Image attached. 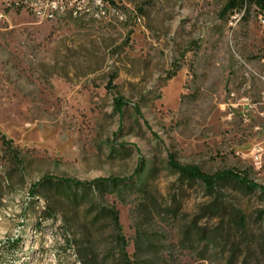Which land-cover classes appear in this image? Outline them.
Masks as SVG:
<instances>
[{
  "label": "rangeland",
  "instance_id": "374dc122",
  "mask_svg": "<svg viewBox=\"0 0 264 264\" xmlns=\"http://www.w3.org/2000/svg\"><path fill=\"white\" fill-rule=\"evenodd\" d=\"M231 1L104 0L100 19L65 22L0 6V264H116L102 209L131 264H264L262 192L210 196L170 169L264 188V12L225 14ZM141 164L147 193L63 183L132 180Z\"/></svg>",
  "mask_w": 264,
  "mask_h": 264
},
{
  "label": "trees",
  "instance_id": "16d2710c",
  "mask_svg": "<svg viewBox=\"0 0 264 264\" xmlns=\"http://www.w3.org/2000/svg\"><path fill=\"white\" fill-rule=\"evenodd\" d=\"M255 4L261 8L262 11H264V0H232L228 3L226 6L224 13H234L236 11H239L244 8L245 4ZM119 109L122 110L123 106L119 104ZM4 143L8 145L10 142L6 140L5 137H3ZM170 169L179 175V181L184 184L193 185L196 183L202 184L205 189L207 190L208 194L210 196H215L219 192V188L224 183L227 182H234L237 183L250 192H254L257 190H260L262 192V195L264 197V188L251 182L249 179L243 177L241 174L234 172V171H228L223 173H218L215 175H207L204 174L200 168L198 167H184L176 164L173 159L170 161ZM152 170L147 165L140 166L137 175L132 178V180H99L97 182H94L92 184H83V183H75V182H69L64 181V184L76 186L77 188H83L84 191L87 193L93 194V196L102 198L108 193H112L113 191H118L120 194L125 192H132L134 187H138L141 191L144 193H147L149 178ZM39 190L36 188L34 190V193H38ZM209 209V214L212 217H218L221 215L220 208L214 204ZM99 213H102L105 217H108L112 224L115 227L116 232V241L119 244V259L116 260V264H131L130 258L126 252V243L125 238L122 235V227L120 224V217L118 211L111 209V210H100ZM207 216V214L205 215ZM204 217V216H203ZM245 218L243 216H240L238 220H235V224L240 227V229L244 230L245 228ZM205 240H203L204 242ZM145 240L142 238V236L139 235V240L136 244V254L135 257H138L139 254L143 253L145 249ZM136 261V260H135ZM143 264H150V261L143 262ZM228 264H234L232 262H229Z\"/></svg>",
  "mask_w": 264,
  "mask_h": 264
},
{
  "label": "built area",
  "instance_id": "2783aa9c",
  "mask_svg": "<svg viewBox=\"0 0 264 264\" xmlns=\"http://www.w3.org/2000/svg\"><path fill=\"white\" fill-rule=\"evenodd\" d=\"M25 8L28 14L43 22H52L56 20V14H67V12H78L80 15L89 16L101 15V17L105 13L104 0H29V7ZM73 262L79 264L76 256Z\"/></svg>",
  "mask_w": 264,
  "mask_h": 264
},
{
  "label": "bare ground",
  "instance_id": "6f19581e",
  "mask_svg": "<svg viewBox=\"0 0 264 264\" xmlns=\"http://www.w3.org/2000/svg\"><path fill=\"white\" fill-rule=\"evenodd\" d=\"M0 6H7V7H15L17 9H24L27 11V8L29 7V0H0ZM83 16H89V15H80L78 12H67V14H56V20H53L52 22H62L67 19H76L78 17H83ZM97 19L101 18V15H92ZM77 21V20H75ZM83 21V20H82ZM53 264H57L54 262Z\"/></svg>",
  "mask_w": 264,
  "mask_h": 264
}]
</instances>
